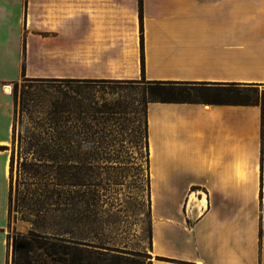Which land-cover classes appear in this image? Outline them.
<instances>
[{"label":"crops","instance_id":"1","mask_svg":"<svg viewBox=\"0 0 264 264\" xmlns=\"http://www.w3.org/2000/svg\"><path fill=\"white\" fill-rule=\"evenodd\" d=\"M141 55L147 81L259 96L148 104L149 264H264V0H142L141 21L138 0H0V264L12 253L11 87L133 81Z\"/></svg>","mask_w":264,"mask_h":264},{"label":"rangeland","instance_id":"2","mask_svg":"<svg viewBox=\"0 0 264 264\" xmlns=\"http://www.w3.org/2000/svg\"><path fill=\"white\" fill-rule=\"evenodd\" d=\"M133 81L78 89L66 81L22 78L11 87L16 105L8 147L13 157L11 248L15 236H28L36 224L47 235L86 243L89 254L82 264H149L150 185L144 136L152 97L147 80ZM64 100L70 130L65 140H59L48 119L53 107ZM65 143L68 147L60 153L49 152L59 154L58 158H39L33 150L27 151L28 144L38 149ZM132 161L137 166H121ZM23 164L63 167L85 185L71 188L73 193L60 199L56 195L45 198L40 192L43 187L31 185L36 181L24 172ZM66 198L69 210L63 211ZM47 204L52 205L50 209ZM71 252L79 254L74 249Z\"/></svg>","mask_w":264,"mask_h":264},{"label":"trees","instance_id":"3","mask_svg":"<svg viewBox=\"0 0 264 264\" xmlns=\"http://www.w3.org/2000/svg\"><path fill=\"white\" fill-rule=\"evenodd\" d=\"M138 12L139 20L142 19V0H138ZM140 45L142 48V27L140 24ZM142 64V77L143 78V55H141ZM32 80V79H31ZM66 81L69 84H75L79 88L91 89L94 86H103L108 84H123L134 81H107V80H55ZM151 91V102L157 103H205L216 104L222 102V99L232 97L239 104H256L258 100V91L255 88H238V87H197L194 83H181V82H165V81H147ZM74 93V92H73ZM76 94V93H75ZM194 94V95H192ZM252 96H251V95ZM77 95V94H76ZM79 96V95H78ZM192 96L194 97L192 99ZM66 99H71V96H67ZM56 105L53 107V111L50 113L49 128L56 130L59 140H65L69 135V109L68 105L64 104ZM98 113V112H97ZM146 140V124H145V136ZM37 145L28 144L27 151L33 150V155L37 157L58 158L59 154L49 155L56 151L60 153L64 147H68V144L64 145L53 144L42 145L40 148H36ZM147 146V142H146ZM52 149V151H51ZM24 172L30 179L36 181L31 185L37 187H43L40 192L45 194V198H50L52 195H56L58 199L61 196L71 195L73 192L71 188L83 187L85 185L75 174H69L68 169L56 167H42L34 164H23ZM13 167V157L10 160V170ZM56 182V183H55ZM58 187V188H56ZM56 188V189H55ZM75 193V192H74ZM80 193V192H79ZM11 201V194L9 197ZM67 198L64 199V210L68 211ZM49 208L51 204H47ZM43 208V207H42ZM45 211V208H43ZM43 211V210H39ZM36 229L39 225L35 224ZM41 228H43L41 226ZM30 231L28 236L17 235L12 241V253L11 264H82L85 257L88 256V246L81 241L72 242L71 240L64 239V235H47L45 230L38 231V229ZM44 229V228H43ZM66 234V233H64ZM74 249L79 254L73 255L71 250ZM44 257V259H42Z\"/></svg>","mask_w":264,"mask_h":264},{"label":"clouds","instance_id":"4","mask_svg":"<svg viewBox=\"0 0 264 264\" xmlns=\"http://www.w3.org/2000/svg\"><path fill=\"white\" fill-rule=\"evenodd\" d=\"M234 179L237 180L238 182H242L245 179L244 173L242 170V165L239 161L237 162L235 166Z\"/></svg>","mask_w":264,"mask_h":264},{"label":"bare ground","instance_id":"5","mask_svg":"<svg viewBox=\"0 0 264 264\" xmlns=\"http://www.w3.org/2000/svg\"><path fill=\"white\" fill-rule=\"evenodd\" d=\"M6 90L9 92V91H10V88H7ZM193 197H194V196H193V193H192V198H193ZM204 197H205V196H204V194H203V202H204ZM195 199H196V198H195ZM202 204H203V203H202Z\"/></svg>","mask_w":264,"mask_h":264}]
</instances>
